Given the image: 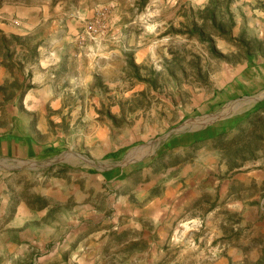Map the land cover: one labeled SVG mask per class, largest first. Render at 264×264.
Listing matches in <instances>:
<instances>
[{"label":"rangeland","instance_id":"obj_1","mask_svg":"<svg viewBox=\"0 0 264 264\" xmlns=\"http://www.w3.org/2000/svg\"><path fill=\"white\" fill-rule=\"evenodd\" d=\"M212 1L215 22L202 15ZM222 21L230 37L220 35ZM39 46L83 53L70 71L60 61L71 97L59 109L55 100L24 98L42 60L54 55ZM263 97L264 0H0V134L21 130L54 144L30 158L0 156V264H224L229 233L242 248L229 264H264L256 226L264 210L255 211L252 228L240 208L254 194L262 203L257 185L253 194L235 179L229 200L224 183L221 202L238 209L213 211L220 195L207 183L200 208L176 211L169 242L165 211L167 183L174 176L182 189L185 166L182 148L173 155L168 140L235 114L250 124L247 135L216 144L232 162L262 157ZM64 181L75 200L62 205L54 195ZM91 188L102 213L85 227L92 234L61 236L56 216ZM34 210L46 213L39 219ZM249 238L262 253L251 243L247 250Z\"/></svg>","mask_w":264,"mask_h":264},{"label":"crops","instance_id":"obj_2","mask_svg":"<svg viewBox=\"0 0 264 264\" xmlns=\"http://www.w3.org/2000/svg\"><path fill=\"white\" fill-rule=\"evenodd\" d=\"M39 50H51L54 52V55L52 60H46L45 62L42 60L43 65H41V67H43V69L37 72L30 87L26 89L24 98L55 100V107L59 109L64 106L62 100L71 97V92H69L67 88H63L64 83H70L69 78H67V80H65L67 82H65L61 77L64 74H68L71 69L76 67L75 65H72L73 60L83 61L82 50L79 49V46H39ZM78 51L81 53L78 54ZM74 54L77 56L75 59H73ZM60 61L68 62L66 67L63 68L69 69L68 72L60 70V67L66 63L63 62V64H61ZM240 78H238L239 81H241ZM236 81L237 80H231V84L228 86L234 85L237 83ZM234 116L235 114L228 117L229 123L216 124L214 126L209 125L203 132L183 134L181 137H173L171 138L172 140H168V145L170 146V151L172 150L173 155H175L178 146L182 148L178 150L183 153L185 166L181 174L183 178L182 189L176 190L174 176L172 177V182L170 181L171 178H168L169 181L167 183V198L165 204L166 226L168 228L167 242L170 241L169 228L171 229L175 226L176 211L180 210L187 214L192 208H200L202 205V202L200 201L201 197L206 196L208 193V187H206L207 183L213 184L216 196L217 192L220 195V202L217 201L210 206V209H213V211L224 205L230 210L238 209V206H232L229 202H226L225 204L221 202V199L223 198L221 196L224 195L223 184L226 183L227 186L229 185V187L225 188V194L230 200L236 194L235 191L232 190V184H234V181L237 178L245 180V187L247 189H252L253 194L255 193V185H257L259 189L258 196H263L261 198L262 203L257 204V206L255 205V194L240 206L245 212L244 216L247 226L250 225V227L253 228L255 225V211L261 212L264 210V155H262V157L259 156L256 159L255 156L250 158L248 155H243L242 157L235 158L234 160L236 162H232L227 156L225 150L216 144V141L219 139H227L228 137H231L230 140H236L247 135V132L251 128L250 124L244 122L245 120L242 118L234 121L232 120V117ZM32 137L33 135H30L29 133L24 134L21 130H14L12 132L10 131L0 134V156L10 159L30 158L31 156H37L41 153H48L49 149H54V144L42 145L36 140V138ZM260 141V143L263 142L262 147H264V136L260 137ZM187 161L189 163L190 171H187L186 169ZM197 167L200 168V170L196 169ZM92 170L93 169L89 170V175L97 173L102 175L101 177L104 180L107 179L108 176L110 177L109 172L106 170ZM207 179H210V181L207 182ZM65 187H67V183L64 181L61 190H58L59 192L56 191V194L54 195L55 200L62 202V205L63 203L67 204L69 199L75 200L74 192H70ZM80 197H82L81 200L76 199L75 204H70V212L62 207L63 212L66 214L56 216V218L61 221L60 224H58V227H60V235H65L68 239L74 238L78 233L86 237L90 236L93 231H89V229L85 227L90 224L93 225V221H96V215L102 214L101 211L96 210L94 206V189L91 188L90 190H87L86 194L82 193ZM179 199H182L183 201L181 204L176 203V200ZM25 203L26 202H24V204ZM26 205L27 203L25 204V207ZM162 210L164 209H160L159 206L157 208V213H161ZM34 212L37 211L34 210ZM37 213V216L41 219L46 211L42 212L39 210ZM67 219H69L68 223ZM190 220L195 221V219H189L188 222L190 223ZM256 226L261 227L262 232L264 233V219L261 222H257ZM229 234H225L226 237H229L230 241V246L227 249L228 256H220V260L225 259L224 264H229L226 259L234 260L233 254L237 255L240 250L242 251V248L240 249V247L236 245L233 246V244L238 242L231 237L232 233ZM250 241L251 238L247 240V250L251 243L252 245L249 247L251 248L250 251L255 252L257 248L258 250L260 249L262 253V248L257 246L254 247L253 243ZM248 255L249 254L246 256L248 257ZM260 256L264 258V255H258L259 258ZM221 263H223V261H221Z\"/></svg>","mask_w":264,"mask_h":264},{"label":"trees","instance_id":"obj_3","mask_svg":"<svg viewBox=\"0 0 264 264\" xmlns=\"http://www.w3.org/2000/svg\"><path fill=\"white\" fill-rule=\"evenodd\" d=\"M217 9L216 8H213V1L209 4V5H207L206 7H205V9H204V13L202 14V15H205V14H208V13H210V14H212L211 15V20H213L214 22L217 20ZM204 18V17H203ZM207 18L208 17H205L204 18V20L206 21L207 20ZM221 27H222V32H221V36L222 37H230V33H229V31H227V32H225V27H226V25H225V23L222 21L221 23ZM231 39V38H230ZM233 41V40H232ZM248 56L249 57H251V54H250V52H248ZM257 111H259V109H256ZM246 133V132H245ZM234 140L235 139H233V140H231L230 142H234ZM218 141H220V139L218 140ZM217 145H219V144H217ZM224 144H220L219 146L220 147H222ZM222 148H224V147H222ZM53 149H49V151L51 152ZM109 157H118L119 156V153L118 152H114V153H110L109 155H108ZM92 171H94V170H92Z\"/></svg>","mask_w":264,"mask_h":264},{"label":"water","instance_id":"obj_4","mask_svg":"<svg viewBox=\"0 0 264 264\" xmlns=\"http://www.w3.org/2000/svg\"><path fill=\"white\" fill-rule=\"evenodd\" d=\"M258 100L261 99V98H257Z\"/></svg>","mask_w":264,"mask_h":264}]
</instances>
